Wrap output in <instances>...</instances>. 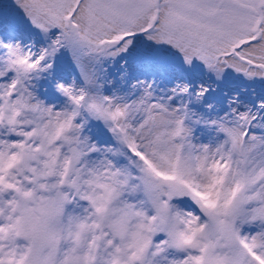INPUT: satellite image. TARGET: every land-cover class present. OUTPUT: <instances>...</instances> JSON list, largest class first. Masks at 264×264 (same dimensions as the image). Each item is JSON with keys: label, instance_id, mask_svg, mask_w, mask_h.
Instances as JSON below:
<instances>
[{"label": "snow or ice", "instance_id": "obj_1", "mask_svg": "<svg viewBox=\"0 0 264 264\" xmlns=\"http://www.w3.org/2000/svg\"><path fill=\"white\" fill-rule=\"evenodd\" d=\"M0 264H264V0H0Z\"/></svg>", "mask_w": 264, "mask_h": 264}]
</instances>
